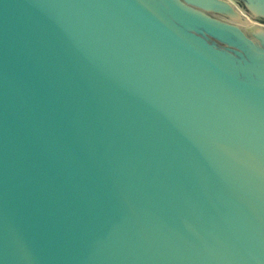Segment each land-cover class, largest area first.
I'll return each mask as SVG.
<instances>
[{"label":"water","instance_id":"obj_1","mask_svg":"<svg viewBox=\"0 0 264 264\" xmlns=\"http://www.w3.org/2000/svg\"><path fill=\"white\" fill-rule=\"evenodd\" d=\"M0 264H264V0H0Z\"/></svg>","mask_w":264,"mask_h":264},{"label":"rangeland","instance_id":"obj_2","mask_svg":"<svg viewBox=\"0 0 264 264\" xmlns=\"http://www.w3.org/2000/svg\"><path fill=\"white\" fill-rule=\"evenodd\" d=\"M232 7L235 9L240 15L246 17V19H250V15L246 13L245 9L242 6H239L236 2L232 1ZM258 24L255 22V19L252 18V25Z\"/></svg>","mask_w":264,"mask_h":264}]
</instances>
